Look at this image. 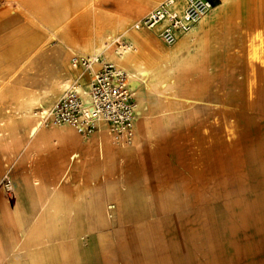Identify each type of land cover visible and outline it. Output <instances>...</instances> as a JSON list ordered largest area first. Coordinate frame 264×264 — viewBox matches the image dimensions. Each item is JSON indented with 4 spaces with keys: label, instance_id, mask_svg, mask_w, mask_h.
Segmentation results:
<instances>
[{
    "label": "crops",
    "instance_id": "crops-1",
    "mask_svg": "<svg viewBox=\"0 0 264 264\" xmlns=\"http://www.w3.org/2000/svg\"><path fill=\"white\" fill-rule=\"evenodd\" d=\"M210 1L213 6H220L217 14L211 16L208 13L190 31L179 33L173 45H167L159 38L158 29H138L144 32L139 43L145 60L141 67L158 62L156 69L160 72V81L158 90L150 94L142 85L144 107L138 116L145 118L147 135L135 139L133 129L130 144L136 143L131 147L120 148L111 144L107 138L110 134L107 126L100 131L99 125L83 141L71 126L39 125L36 116L31 123L20 121L7 127L15 131L28 130L32 132V139L28 149L24 150L20 145L10 155L5 148L10 146L8 135L0 137V181L8 173L15 186L12 201L6 200L0 187V264H32V251L38 248L45 251L53 249L54 255L48 256L46 264H68L67 247H63L61 241L66 233L63 236L60 229L53 240L43 235L35 241L31 237L32 223L39 214L49 210L56 212L50 218L54 222L51 225L67 228L71 216L68 206L70 195L77 194L80 189L96 193L101 188L104 174L99 168L103 158L109 165L107 175L114 193L121 198L138 194L144 208L148 195L174 193L173 186L164 181L168 177L182 176L194 180V184L198 179L205 182L212 177L214 165L219 166L222 148L229 146L230 114L241 134L246 130L245 116L252 115L255 121L257 115H261L259 103L264 96V0ZM160 2L149 1L146 13ZM177 5L181 7V0H177ZM118 37L133 44L132 36ZM179 52L181 60L190 69L198 68L187 74L185 82L194 81L198 70H201V94L195 97L198 103L190 95H181L173 90L177 73L169 66L172 56ZM77 67L81 69L78 75H72L68 65L64 71L84 88L99 64L94 70ZM130 86L133 91L131 80ZM8 91L9 97L0 95V119L17 115L23 105L10 89ZM250 99L253 100V108L246 105ZM151 101H154L152 106ZM214 131L219 132L218 136ZM253 145L264 146V141L256 139ZM105 150L107 154L103 157ZM129 177L138 178L139 186L134 188V182L127 180ZM196 186L189 188L195 189ZM106 192L108 199L110 188L107 186ZM80 193L73 204L75 214L95 205L86 192ZM99 200L98 197L95 202ZM122 209H126L125 203L120 206ZM59 239L61 245L57 242Z\"/></svg>",
    "mask_w": 264,
    "mask_h": 264
},
{
    "label": "rangeland",
    "instance_id": "rangeland-1",
    "mask_svg": "<svg viewBox=\"0 0 264 264\" xmlns=\"http://www.w3.org/2000/svg\"><path fill=\"white\" fill-rule=\"evenodd\" d=\"M7 4L10 8L17 7L16 2ZM22 19H19V23ZM85 36V33H80L81 38ZM79 56L82 55L68 53L66 66L68 65L72 75L80 73L79 67H72L73 57ZM66 66L57 70V79L69 77L68 87L79 85L71 75L65 73ZM97 67L98 64H94L93 69ZM17 83L20 87H32L30 78ZM66 88L54 98L43 99L33 107H36L35 111L54 104ZM8 90L9 88H5L0 95L9 97ZM14 96L20 101V92ZM246 105L252 106L253 100H248ZM259 106L261 115H257V120L254 121L252 115L245 116L244 134L238 132L230 114L229 146L222 148L219 166L213 167L211 178L205 182L198 179L194 184V180L182 176L168 177L164 181L173 186L174 193L148 195V203L144 209L138 205L140 195L128 194L126 198H121L114 193L107 175L109 165L103 158L99 168L104 174L101 188L96 193L88 189H80V192H86L96 205L109 202L115 206L108 209L111 217L107 216V209L103 212L106 216L104 220L99 215H88L82 211L75 214L73 204L82 193L70 195L68 206L71 216L63 233V236L66 233L65 237L61 240L63 247H67L68 264H264V146L253 145L256 139L264 141V96L261 97ZM14 116L0 119V137L8 135L10 146L5 148L10 155L20 145L24 150L28 149L29 140L32 139V132L28 130L15 131L7 128L20 122L15 121ZM37 122L39 125L43 124L39 117ZM78 137L81 141L87 139L80 135ZM107 138L111 144L120 148L131 147L135 143L128 146L117 143L110 134H107ZM102 154L104 157L107 151ZM5 177L11 182L10 174L6 173ZM5 177L0 181L1 188ZM127 180L134 182V188L140 184L136 177H129ZM122 181L125 179L122 178ZM10 184V193L2 189L6 200L12 201L15 186L14 182ZM194 185H197L195 189L189 188ZM106 186L110 188L109 199ZM192 190L195 193H189ZM131 196H137L136 205H125L126 209L120 210L116 200H126L127 203ZM98 197L101 200L97 203L95 200ZM76 228L80 230V237H77ZM61 241L59 239L58 244L61 245ZM46 243L51 244L49 241Z\"/></svg>",
    "mask_w": 264,
    "mask_h": 264
},
{
    "label": "bare ground",
    "instance_id": "bare-ground-1",
    "mask_svg": "<svg viewBox=\"0 0 264 264\" xmlns=\"http://www.w3.org/2000/svg\"><path fill=\"white\" fill-rule=\"evenodd\" d=\"M149 1L152 0H0V93L5 88H9L13 95L17 92L21 93L20 103L23 105L14 119L31 123L32 118L38 116L46 126L43 122L42 111L51 109L50 107L54 104L47 108H37L36 111V107H33L40 104L45 98H54L66 87H81V85L68 87L69 77L57 79L59 69L66 66L68 53L76 52L82 55L79 57L92 60L91 70H94V64H98L96 57H99L112 61L118 68L126 71L134 84L133 92L137 104L132 130L134 129L135 139L145 138L147 135L145 118L139 117L140 111L144 107L142 85L145 86L146 93L156 92L160 81V72L156 69L158 62L141 67L145 60L141 55L139 43L142 42L144 32L134 29L132 24L149 9ZM12 2H16V8L8 6L7 3L12 4ZM219 10L220 6H213L209 14L213 16ZM20 18H23L21 23H19ZM82 32L86 34L84 38L80 37ZM120 35L132 36L134 39V49L126 55L125 61L121 60L118 50L112 42ZM249 35L251 34L249 33ZM169 69H174L177 73L176 87L173 90L181 95L188 94L198 102V98L195 97L201 94V70H198V76L194 81L185 82L187 74L192 69L197 70L198 68L190 69L181 60V52L172 56ZM25 78L32 80V87L18 85L17 82ZM153 102H150L151 106ZM99 125L100 131L106 128V124L102 120L98 122V128ZM80 136L87 137V135ZM136 199L137 196H131L127 199V203L126 200H116L117 206L119 208L122 203H125L126 206L136 205ZM138 201L140 208L144 209L142 200ZM114 206L109 202L99 205L92 204L89 210L83 212L88 215H99V218L104 220L106 216L103 212L107 209V216L111 217V211L108 209ZM52 215L55 216L56 212L45 210L38 215L35 222L32 223L31 237L33 240L38 241L43 235L48 240H53L58 236L60 229L61 233H64L67 229L65 226L59 228L51 225L54 223L50 221ZM76 230L77 237H80L79 228ZM50 255H54L53 249L45 251L38 248L33 250L32 264H45Z\"/></svg>",
    "mask_w": 264,
    "mask_h": 264
},
{
    "label": "built area",
    "instance_id": "built-area-1",
    "mask_svg": "<svg viewBox=\"0 0 264 264\" xmlns=\"http://www.w3.org/2000/svg\"><path fill=\"white\" fill-rule=\"evenodd\" d=\"M162 0L157 6L132 24L134 29H158L159 38L167 45H173L179 33H186L212 8L210 0ZM114 44L120 58L134 49L131 42L116 38ZM99 67L93 72L89 84L82 87L71 86L65 90L51 109L42 111L45 125L71 126L80 135H89L102 120L117 143L130 144L132 122L136 111V101L125 70L112 61L96 57ZM92 60L75 57L74 67H91ZM10 179L5 177L2 188L10 193Z\"/></svg>",
    "mask_w": 264,
    "mask_h": 264
}]
</instances>
